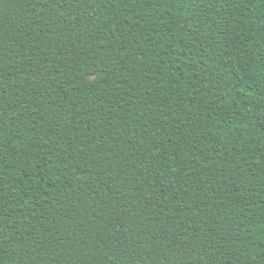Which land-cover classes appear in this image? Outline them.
<instances>
[{
	"label": "trees",
	"instance_id": "1",
	"mask_svg": "<svg viewBox=\"0 0 264 264\" xmlns=\"http://www.w3.org/2000/svg\"><path fill=\"white\" fill-rule=\"evenodd\" d=\"M0 264H264V0H0Z\"/></svg>",
	"mask_w": 264,
	"mask_h": 264
}]
</instances>
